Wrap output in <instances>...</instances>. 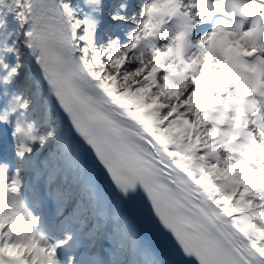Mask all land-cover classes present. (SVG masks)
Returning <instances> with one entry per match:
<instances>
[{
	"label": "snow or ice",
	"instance_id": "6c2138e0",
	"mask_svg": "<svg viewBox=\"0 0 264 264\" xmlns=\"http://www.w3.org/2000/svg\"><path fill=\"white\" fill-rule=\"evenodd\" d=\"M85 3L80 18L72 0H0V84L29 60L50 117L37 128L23 92L0 108L16 161H0V264H127L129 246L139 264H161L104 196L72 130L116 195L142 193L195 264H264V0H138L131 14L122 2L99 41L104 6ZM16 28L22 40L10 39ZM57 106L70 129L58 125ZM49 138L77 186L51 192L46 215L26 195V169ZM106 219L120 224L111 257L84 259V225L94 241L111 231Z\"/></svg>",
	"mask_w": 264,
	"mask_h": 264
},
{
	"label": "rangeland",
	"instance_id": "374dc122",
	"mask_svg": "<svg viewBox=\"0 0 264 264\" xmlns=\"http://www.w3.org/2000/svg\"><path fill=\"white\" fill-rule=\"evenodd\" d=\"M74 4L78 7V12H80L81 16L80 18H83L84 15L86 14V10L82 5L83 0H73ZM134 0H130V2L133 4ZM126 3V0H101L102 5L104 6L102 9V13H98L97 14V19L101 20V24L104 23V21H110V11L119 3ZM137 4V3H135ZM129 5V4H128ZM129 14H131L130 10ZM103 16V17H102ZM15 26V22L12 21L10 28H13ZM100 27V26H99ZM19 29L16 28V34L13 36V38H17L18 40H22V37L19 36ZM99 31V30H98ZM123 35V33H122ZM25 66H26V62H24ZM25 66L23 68V71L20 73L18 80H20V84L18 83V86L22 89V91L24 92V95L29 96V90L35 91V95L33 96L35 98L34 103H32V108H31V115L32 118L35 120L36 122V127L41 129V131L44 130V128L49 124L50 122V117L47 115V110L42 106V102H41V98L40 96H38V86H32L31 85V81L29 80V76H30V72H27L25 70ZM15 79V78H14ZM22 80V81H21ZM29 111V114H30ZM36 118H38L36 120ZM49 140V139H48ZM48 140H46L45 144L48 142ZM58 149V144L55 145L54 147L50 148V153L53 154V162H55V158H56V152ZM51 166V165H50Z\"/></svg>",
	"mask_w": 264,
	"mask_h": 264
},
{
	"label": "bare ground",
	"instance_id": "6f19581e",
	"mask_svg": "<svg viewBox=\"0 0 264 264\" xmlns=\"http://www.w3.org/2000/svg\"><path fill=\"white\" fill-rule=\"evenodd\" d=\"M72 2L74 3V1L72 0ZM132 26V25H131ZM129 26V27H131ZM100 39V35H99V38H98V41ZM26 62V66H25V70L27 72H30V76H29V80L31 81V85L32 86H38V88L40 89L42 95L40 96L41 98V102H42V106L47 110V108L45 107V101H47L49 98L47 96V94L45 93L44 91V87L43 85H41L39 83V80H38V73H37V70L35 69V67L33 66L32 63L29 62V60H25ZM20 81V80H19ZM22 81V80H21ZM47 115L49 116V113H48V110H47ZM55 119L56 121L58 122V125H60V121L59 119L57 118V115L55 114ZM59 129V127H58ZM58 144V141L55 140V139H51L50 143L44 147L43 151H42V154L43 157L45 159H47L48 161H51L53 159V154L50 153V147H54L55 145ZM56 156H57V161L55 164H54V168H50L53 172L57 173V172H60V175L63 176V175H68L70 177L72 176H75V174L72 172L69 164L64 160V158L62 157V155L60 154V152L58 151L57 149V152H56ZM60 176V177H61ZM98 178V177H96ZM61 180H64L63 178H59ZM98 180V179H97ZM60 183V182H58ZM98 183H99V180H98ZM59 187V185H54L53 188L56 190V188ZM122 214V213H121ZM124 216V215H123ZM90 217V215H89ZM126 217V216H125ZM91 219V218H90ZM129 220V219H128ZM130 221V220H129ZM131 222V221H130ZM105 223V221H104ZM132 223V222H131ZM133 224V223H132ZM108 226V228H110L112 231H114V237L117 239V231L120 227V224L118 221L116 220H112V222L110 223V225L108 224H105ZM134 225V224H133ZM135 226V225H134ZM90 225L87 227V229H89ZM136 228V227H135ZM136 231H137V228H136ZM130 248V246L128 247V249ZM157 259V255L153 252H151ZM143 259V257L139 256L138 254H135L134 255V260H131L130 259V262L128 261L127 264H139V261H141ZM128 260V258H127ZM159 260V259H158ZM160 261V260H159Z\"/></svg>",
	"mask_w": 264,
	"mask_h": 264
}]
</instances>
